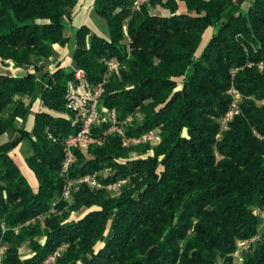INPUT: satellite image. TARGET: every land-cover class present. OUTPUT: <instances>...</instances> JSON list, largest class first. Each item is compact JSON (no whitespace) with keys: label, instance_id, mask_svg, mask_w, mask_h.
Wrapping results in <instances>:
<instances>
[{"label":"trees","instance_id":"1","mask_svg":"<svg viewBox=\"0 0 264 264\" xmlns=\"http://www.w3.org/2000/svg\"><path fill=\"white\" fill-rule=\"evenodd\" d=\"M76 2L0 0V58L37 70L53 44L69 40L63 16ZM132 2L94 0L110 36L81 25L71 55L90 84L106 71L101 58L118 60L124 67L104 83L99 107L114 109L119 122L142 113L123 126L124 133L160 125V142L143 158L130 156L140 146L123 147L117 132L92 145L88 157L75 149L71 176L96 173L102 184L120 178L127 183L112 198L102 188L80 185L66 207L60 167L64 140L76 132L64 105L73 71L57 65L38 78L32 72L0 74V114H7L0 118V134L18 132L0 144V241L8 243L2 264H41L61 244L66 247L57 264H236V240L257 232L253 207L264 212V67L257 66L264 63V0H250L245 9V0H149L138 11ZM180 2L194 13L178 12ZM208 27L216 31L199 51ZM231 85L242 95L240 113L215 139ZM36 92L44 108L34 114L29 132L12 121L24 120L32 101L22 97ZM108 125L101 121L93 135L101 136ZM26 138L35 191L11 156ZM53 201L56 212L45 216L43 228L38 222L20 227L46 214ZM94 205L99 209L87 210ZM81 209V218L66 221ZM260 240L243 253L242 264H264ZM25 241L32 254L22 259L18 247ZM98 242L104 244L96 250Z\"/></svg>","mask_w":264,"mask_h":264},{"label":"built area","instance_id":"2","mask_svg":"<svg viewBox=\"0 0 264 264\" xmlns=\"http://www.w3.org/2000/svg\"><path fill=\"white\" fill-rule=\"evenodd\" d=\"M149 3V0H133L132 11H138L142 5ZM126 21V20H125ZM124 34L126 33V26L124 25ZM127 40L128 37H126ZM106 66V71L103 74L101 80L95 84H89L87 82L85 72L80 68H75L73 70V79L68 82V89L65 94V109L68 112V117L71 120V124L76 127V132L68 135L64 140V145L62 148L63 159L60 167V176L63 180L62 186V197H70L80 185L86 184L92 189H104L107 192H119L121 187L126 184L127 178H120L106 184H102L97 179L96 173L85 174L80 176H71L69 174L70 166L76 161L75 149L84 152L91 144L100 145L103 141L104 136L110 132H117L120 135L121 145L123 147L137 146L142 142H152L158 140V127L150 129L148 131L142 132L138 135L127 136L124 133L122 125L129 118L124 119L119 122L114 109L99 108V98L103 91V85L108 80V77L112 73H118L121 64L116 59H100ZM258 68L262 69L264 63H258ZM236 69L231 70L233 75ZM227 93L230 96L229 104L225 112L220 118V130H226L228 128V123L233 119L235 115L240 113V102L241 94L238 89L231 85L227 89ZM104 113V114H103ZM107 122L109 125L107 129L102 132L101 136L93 135V128L97 126L100 122ZM48 137H51L49 133ZM256 134V132H255ZM257 137L260 135L256 134ZM54 204L50 207L48 214L37 215L36 217L28 220L26 222H34L38 218L45 217L54 210ZM264 215V213H261ZM19 227L14 228L17 232ZM262 235L260 232H256L254 235L244 239H237L235 242V249L231 253L232 259L235 263L242 264L243 253L249 251L260 239ZM66 247V244H61L52 253H50L42 262V264H51L56 261L60 256L61 252ZM4 250L3 242L0 241V264H2V251ZM237 262H236V261ZM219 264V263H216Z\"/></svg>","mask_w":264,"mask_h":264},{"label":"rangeland","instance_id":"3","mask_svg":"<svg viewBox=\"0 0 264 264\" xmlns=\"http://www.w3.org/2000/svg\"><path fill=\"white\" fill-rule=\"evenodd\" d=\"M249 1L250 0H245V2L242 4V8H246L247 7V5H248V3H249ZM150 11H152V12H155V13H160V14H165V13H167L166 11H164V10H162L161 8H157V9H152V8H150ZM178 12H184V13H188V14H193L194 12L193 11H191V10H189V9H187L186 8V6L184 5V3L183 2H180L179 3V7H178ZM93 19H91L92 21H93V23H94V26H96V28H97V30L100 32V35L101 36H103V37H107V38H109V36H110V34H109V30H108V27H107V25H106V23H105V20L103 19V18H101L100 16H98L96 13L95 14H93ZM216 31V29L214 28V27H208L206 30H205V32H204V34H203V37H202V40H201V44H200V46H199V51L205 46V44L210 40V38L212 37V35H213V33ZM128 42H129V40H127L126 38H124V40H123V43H127V45H128ZM127 50H129V46L127 47ZM13 64V63H12ZM249 65H251V63H248V66ZM124 66L123 65H121V67L120 68H123ZM75 68H80V67H77V66H75L74 68H72L71 70L73 71ZM80 69H82V68H80ZM260 69V68H259ZM83 70V69H82ZM84 71V70H83ZM235 73V72H234ZM232 75V74H231ZM71 81V80H70ZM88 82V81H87ZM90 84V83H89ZM92 85V84H91ZM37 90H38V88H37ZM239 91V90H238ZM239 93H240V91H239ZM226 94L228 95V93H227V90H226ZM241 94V93H240ZM27 96L28 95H24L22 98L24 99V101H25V98H27ZM35 96H37V92L36 93H34V98H35ZM228 97H230L229 95H228ZM241 98H242V95H241ZM230 99V98H229ZM29 102V101H28ZM28 102H26V103H28ZM263 103V101H259V104H262ZM31 107H32V104H31ZM31 107H30V112L28 113V115L24 118V120H22V118H20V117H16V118H14V120L12 121L13 122V124H15L17 127L18 126H21L22 124L24 125V127H25V125H26V122H27V120L30 118V115L32 114V109H31ZM100 109L101 108H104V107H99ZM108 109V108H107ZM35 114V113H34ZM33 114V115H34ZM104 114V113H103ZM142 113H140V112H137V113H135V114H133V115H129L128 117H126L125 119H127V118H129L130 119V121H127L125 124H123L122 125V127L124 126V125H126L127 123H129V122H131V121H133V119H141L142 118ZM1 117H3V118H6L7 117V114L4 112V113H1L0 114V118ZM219 125H220V119H219ZM155 127H158V140H155V141H152V142H149V141H146V142H142V143H140L139 145H137V146H140V148H135V150H133V151H131V153H130V156H133V157H137V158H143V157H146V155H152V149L156 146V145H158V143L160 142V136H161V126L159 125V126H155ZM155 127H153V128H155ZM153 128H150V129H153ZM26 129V128H25ZM150 129H148V130H150ZM148 130H145V131H148ZM227 130V129H226ZM105 131V130H104ZM103 131V132H104ZM145 131H143V132H145ZM225 130H220V127H219V132L215 135V139H220L221 138V135H222V133L224 132ZM7 132V134H8V138H9V140H12V139H14L17 135H18V132H16V131H13V130H7V131H5L4 133H6ZM29 132H31V130H29ZM115 132V131H114ZM255 130L253 131V133L255 134ZM3 133V134H4ZM111 133V132H110ZM142 133V132H141ZM107 134H109V133H107ZM118 134V133H117ZM140 134V133H139ZM256 134H258L257 132H256ZM255 134V135H256ZM1 135V134H0ZM119 135V134H118ZM138 135V134H137ZM259 135V134H258ZM120 136V135H119ZM257 136V135H256ZM8 140V141H9ZM92 145H94V144H91L84 152H82V151H80V150H78V149H76V150H78L80 153H82L84 156H86V157H88L89 156V149H90V147L92 146ZM133 147H135V146H133ZM31 151H32V149H31V146H30V142H29V139H23V140H21L15 147H14V149L11 151V156H12V159H13V161L17 164V166L19 167V169H20V171L22 172V174L25 176V178H26V180H27V182H28V184L31 186V187H33V186H35L36 185V177H35V175H34V173L32 172V170L28 167V165H27V162H26V158L30 155V153H31ZM100 173V175H102V176H105L107 173H108V170H103V171H101V172H99ZM61 179H62V177H61ZM62 182H63V180H62ZM127 183V182H126ZM125 185V184H124ZM123 185V186H124ZM120 192H121V190L119 191V192H107L106 191V193H107V195L110 197V198H112V197H116V196H118L119 194H120ZM61 194H62V192H61ZM73 195V194H72ZM72 195L70 196V197H68V198H63L62 196V199L64 200V202L66 203V207H67V205H70L71 204V202H72ZM52 203H55L54 204V210L52 211V212H50V214L51 213H55L56 212V201H53V202H51V205H50V207L52 206ZM91 209H99V207L98 206H96V205H94V206H92V207H90L89 209H87V210H91ZM86 211H85V209H81V210H78V211H75V210H73V211H71L70 212V214H69V218L66 220V221H69L70 219H74V220H78L79 218H81L83 215H84V213H85ZM253 212H254V214H257L258 216H259V219H260V223H259V225H258V228H257V230L256 231H258V232H260L261 233V235H262V237H264V215H261V213H264V212H262V211H258L256 208H254L253 207ZM46 214H48V212L46 213ZM39 215H42V214H39ZM43 215H45V214H43ZM37 216V215H36ZM35 216V217H36ZM48 216V215H47ZM34 218V217H33ZM44 218L45 217H42V218H38L36 221H34V222H30V223H27L26 224V222L28 221H25L23 224H21L20 225V227L21 226H23V225H29V224H34V223H36V222H38L39 223V225L41 226V228H43V226H44ZM32 219V218H31ZM30 220V219H29ZM18 231V230H17ZM14 232H16V231H14ZM105 234H106V232H105ZM36 239L40 242V243H43L44 242V240H45V236H44V233H43V231L36 237ZM259 241H261V240H259ZM103 242H98L97 244H96V246H95V249L97 250L98 248H101L102 246H103ZM3 246H4V250L2 251V257L4 258V256H5V253H6V250H7V248H8V243H6V242H4L3 243ZM18 249H19V256L22 258V259H26V258H28V257H30L31 256V254H32V251H31V249L29 248V246H28V241H25L24 243H22V244H20V246L18 247ZM65 249V248H64ZM243 257V256H242ZM3 258H2V260H3ZM236 261V260H235ZM43 262V261H42ZM42 262H41V264H42ZM237 262V261H236ZM51 264H57L56 263V261L54 262V263H51ZM236 264H239V263H236Z\"/></svg>","mask_w":264,"mask_h":264},{"label":"crops","instance_id":"4","mask_svg":"<svg viewBox=\"0 0 264 264\" xmlns=\"http://www.w3.org/2000/svg\"><path fill=\"white\" fill-rule=\"evenodd\" d=\"M94 0H77L76 4L73 7H68L64 11L63 20L65 22V34L69 37V40L65 44L55 43L53 44V53L49 58H46L39 62L38 69L35 70L32 66L24 65L21 67H16L12 64L11 61H3L0 58V74H8L13 77L24 76L28 72L35 73L37 78L44 72L54 70L57 65L63 67L66 70H71L76 66L75 62L72 60V50L74 48V34L76 29L81 25H86L90 28L91 33H97L100 35V32L97 30L96 26L91 19H93V14H95L93 8ZM107 38V37H106ZM32 101V114L27 120L25 128L29 131L33 127L34 113L37 111L43 110L42 100L34 95L27 96L25 102ZM7 132L0 135V144L8 141ZM32 153V151H31ZM30 153V154H31ZM35 191L37 189V180L36 185L32 187Z\"/></svg>","mask_w":264,"mask_h":264}]
</instances>
